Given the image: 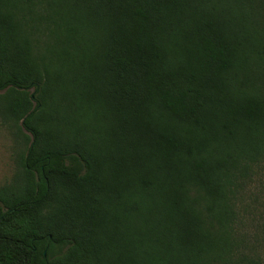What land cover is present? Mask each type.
<instances>
[{"label": "trees", "instance_id": "obj_1", "mask_svg": "<svg viewBox=\"0 0 264 264\" xmlns=\"http://www.w3.org/2000/svg\"><path fill=\"white\" fill-rule=\"evenodd\" d=\"M0 117V264H264V0H0Z\"/></svg>", "mask_w": 264, "mask_h": 264}, {"label": "rangeland", "instance_id": "obj_2", "mask_svg": "<svg viewBox=\"0 0 264 264\" xmlns=\"http://www.w3.org/2000/svg\"><path fill=\"white\" fill-rule=\"evenodd\" d=\"M17 148H19L18 138L0 117V183L7 181L12 174ZM253 193L257 196L256 202L252 203L256 206L255 220L247 224V230L249 233L251 231L252 235L256 234L258 242L255 249L264 261V172L255 176L250 182L246 193L249 202Z\"/></svg>", "mask_w": 264, "mask_h": 264}]
</instances>
